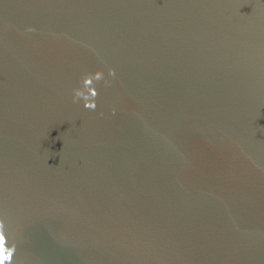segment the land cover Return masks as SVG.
Instances as JSON below:
<instances>
[{
  "label": "water",
  "instance_id": "obj_1",
  "mask_svg": "<svg viewBox=\"0 0 264 264\" xmlns=\"http://www.w3.org/2000/svg\"><path fill=\"white\" fill-rule=\"evenodd\" d=\"M0 220L11 264H264V0H0Z\"/></svg>",
  "mask_w": 264,
  "mask_h": 264
},
{
  "label": "clouds",
  "instance_id": "obj_2",
  "mask_svg": "<svg viewBox=\"0 0 264 264\" xmlns=\"http://www.w3.org/2000/svg\"><path fill=\"white\" fill-rule=\"evenodd\" d=\"M108 75L114 77L115 70L109 69ZM101 81H103L106 86L110 83L105 79L103 72L86 73L81 80L82 87L74 89L73 103L83 100L85 102V108L88 110H95L97 107L95 100L98 97L96 85ZM4 229L5 223L3 220H0V264H11L13 255L16 251V245L13 244L11 247L8 246L4 235Z\"/></svg>",
  "mask_w": 264,
  "mask_h": 264
}]
</instances>
